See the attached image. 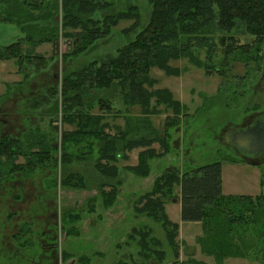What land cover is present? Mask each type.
I'll use <instances>...</instances> for the list:
<instances>
[{"label": "rangeland", "instance_id": "rangeland-1", "mask_svg": "<svg viewBox=\"0 0 264 264\" xmlns=\"http://www.w3.org/2000/svg\"><path fill=\"white\" fill-rule=\"evenodd\" d=\"M122 1L119 0L121 5ZM10 2L0 0V16L10 12ZM137 4L144 21L148 3L139 0ZM57 19L55 23H60L59 14ZM131 23V20L119 21L102 44L97 43L85 55L80 53L66 60L61 54L67 50L69 41L61 36L55 47L50 43L36 47L47 59V65L42 71H33L36 75L31 74L17 86L14 82H5L22 78L17 63L11 59L0 60V140L4 136L18 137L24 152H18L13 164L21 165L28 160L26 156L34 158L33 154L39 155L52 148L48 151L49 158L25 171L9 168L10 161L0 156V264H81L84 258L88 259L87 264H115L119 260L125 264H264V240L256 239L254 224L247 223L249 234H246L239 224L230 220L233 216L228 218L230 213L218 209L210 211L205 222H182L180 202H177L179 183L173 184L169 197L160 196V191L151 195L156 177L174 172L180 178L193 167L219 161L222 194L237 198L228 209L236 210L241 204L249 208L251 203L244 198L250 197L254 205L259 206L258 210L264 211V154L249 159L241 156L234 144L223 141L229 128L244 127L257 115L264 114V45L260 61L245 62L238 58L233 61L229 56L225 67L221 58L223 48H214L217 54L212 63L225 68L224 75L216 71L206 73L202 67L206 48H195L201 66L192 63L187 56L170 59L169 66L177 69L179 75H169L152 67L149 71L152 83L143 84V88L147 91L166 88L185 107H181L180 121L170 124L173 117H169L165 128V117L173 113L172 110L164 112V104L155 105L151 101L150 106L158 113L142 115L139 105L126 102V99H134L135 92L139 98L141 91L125 95L124 99L119 91L108 89L106 95L112 97L120 111L107 113L97 128L106 124L103 132L110 135L125 134L127 130V140L133 134L143 139L140 152L145 150L149 156L159 154L139 171L135 168L137 163H131L133 148L125 151L124 156L119 155L117 160L101 157L99 148L103 142L97 135L60 145L63 132L75 131L77 114L87 113V110H79L80 102H65L60 94L54 96L51 91H45V87L49 83L60 90L61 78L66 72L77 70L89 59L115 51L127 41L120 31ZM21 37L15 25L0 21V45ZM237 39L239 42L253 41L251 36L244 34L237 35ZM222 45L223 42L219 44ZM53 54L57 56L53 58ZM53 79L57 83H53ZM225 85L228 92L217 93L219 88L225 89ZM235 90L243 96L237 99L231 94ZM44 92L50 94V99L38 106L35 100ZM70 104L77 108L70 109ZM88 112L92 116L100 113L97 107ZM71 132L70 136L76 135ZM89 141L95 142L92 152L78 158L79 153L86 151L81 147ZM165 143H168V151ZM120 144L118 139L116 146ZM64 148L67 149L65 158ZM70 153H73L71 160ZM233 159L245 163L236 164L238 162ZM249 161L257 165H250ZM101 170L107 171L106 174H101ZM68 178L72 181L67 180L65 184ZM167 187L163 185L160 189ZM112 188L115 193L106 195ZM105 196H109V204H104ZM160 199L164 201L166 218L177 223L174 229L173 225L168 229L162 227V221L152 212L140 210L147 205L150 211ZM72 227L77 229L76 234ZM133 229L137 232L128 240L126 236ZM142 230L147 231L146 236H139ZM63 250L68 252V257L62 256ZM79 256L83 258L77 263Z\"/></svg>", "mask_w": 264, "mask_h": 264}, {"label": "trees", "instance_id": "trees-1", "mask_svg": "<svg viewBox=\"0 0 264 264\" xmlns=\"http://www.w3.org/2000/svg\"><path fill=\"white\" fill-rule=\"evenodd\" d=\"M138 1L123 0L121 5L119 0H11L10 12L6 11L0 16V21L15 25L22 33V37L18 40L0 45V59L13 60L22 73L21 80L15 86L23 84L31 74L36 75L33 71H42L47 65V59L34 52L35 46L50 43L55 47L61 36L69 41L67 50L61 54V58L66 60V58L76 57L80 53L85 55L90 48L96 47L99 43L102 44L119 21H132L130 25L123 27L120 31V35L126 37L127 41L117 46L115 51L106 52L92 60L89 59L83 66L76 68L77 70L66 72L62 75L60 90L54 84L48 83L45 87V91L46 89L47 92L51 91L54 96L56 93L60 94L65 102H80L79 110H87V113L77 114L75 131L63 132L60 145L65 146L71 140L80 141L89 135H97L102 138L103 142L99 148L100 155L108 160H117L119 155L124 156L125 151L143 145V139L135 138L134 134L129 135L130 139L127 140V130H124L125 134L122 132L118 135H110L103 132L106 124L97 128L98 122L107 113L120 111V108L117 110V106L113 104L112 97L106 95L111 87L119 91L118 94H121L120 96L124 99H126L125 95L141 91L139 98L138 93L135 92L134 99H126V102L139 105L142 115L158 113L154 106H150L151 101L155 105L164 104V112L172 110L173 114L165 117L164 128L167 121L170 120L169 117H173L170 124L178 123L180 121L178 116L183 113L182 110L185 107L173 98L168 89L147 91L143 88V84L151 85L152 79L149 76V71L152 67L162 69L169 75H179V71L172 69L168 63L170 59H176L179 56H187L192 63L201 66L202 63L198 59L195 48H206L207 50L206 59L202 65L207 74L212 71L223 74L225 69L219 66L222 68L220 70L212 63L217 54L214 48H223L221 58L224 67L229 63L226 60L229 56L233 58V61H236L237 58V60L245 62H257L262 59L260 56L263 52L261 48L264 45V0H146L149 7L145 13L144 21L141 20V8L137 4ZM58 14L60 23H55L58 21ZM239 34L250 35L253 41L239 42L237 39ZM100 40L101 42H99ZM222 42L224 45L219 46ZM56 54L52 55L53 58L57 56ZM52 81L57 83L56 79ZM74 91L75 93H73ZM47 92L36 98L35 102L38 106L40 103H48L47 99H50V94ZM223 92H228L226 85L225 89L219 88L217 91L219 94ZM9 94L10 91L7 95ZM231 94L236 95L237 99L243 96L242 93L237 94L236 90L231 91ZM152 98L154 100H151ZM122 102L128 105L125 101L122 100ZM68 107L70 109L77 108L74 104H70ZM94 107H97L100 113L92 116L88 110ZM70 132L76 135L70 136ZM4 137L3 140H0V156L4 155L10 161L9 168L20 171L34 169L36 163L49 158L52 148L41 153L42 155L40 153H38L39 155L33 154L35 159L26 156L28 160L25 163L15 165L13 159L17 154H20L18 152L24 154L21 150L22 143L18 137L12 135ZM124 138L125 140L122 142ZM118 139L121 141L119 147L116 146ZM93 143L95 142L89 141L88 144L82 146L81 149L86 151L79 153L77 157L84 158L89 152H92ZM165 149L169 150L168 143H165ZM66 151L67 149L64 148V158ZM72 155L73 153L69 154L70 160ZM158 156L159 154L146 155L145 150L139 152L135 168L139 171L148 160ZM233 161L236 160L233 159ZM250 163L257 164L253 161ZM221 171V163L213 161L189 169L180 178L174 172L170 175H160L155 178L151 195L160 191V196L169 197L172 194L173 184L179 183L178 198L182 222H205L209 216L208 213L213 209H218L225 214L230 213L228 218L233 216V219L230 220L234 224H239L246 234L248 233L246 230L249 229L247 223L254 224L252 228L255 227L257 230L255 231L256 239L264 240V211L258 210L259 206L254 205V201L250 197L244 198L245 201H250L249 208L241 204L240 208L229 210V205L235 204L234 200L236 201L237 198H229L222 194ZM106 172L100 171L103 175ZM67 180L72 181L68 178L64 180L65 184L68 182ZM163 185L168 186L166 190L160 189ZM80 186L84 187L82 184ZM110 191L106 195L115 193L114 188ZM101 194L104 195L103 192ZM108 197H104V204L110 203ZM258 198L259 196H256L255 200ZM163 202L160 199L156 204L153 203L154 205L149 208L150 211L147 205H143L140 210L152 212L157 220L162 221V227L168 229L173 225L174 229L177 223H171L166 218ZM72 229L73 234H76L77 229L75 227ZM142 231L143 233L139 236H146L147 231ZM71 232L72 230H70ZM135 232L137 229L131 230L126 236L127 239H133ZM62 256L68 257V252L63 250ZM82 258L83 256H79L75 260L79 263ZM160 259L162 258L160 257ZM87 261L84 258L81 264H87ZM125 263L119 260L115 264ZM136 264L147 263L138 262Z\"/></svg>", "mask_w": 264, "mask_h": 264}, {"label": "water", "instance_id": "water-1", "mask_svg": "<svg viewBox=\"0 0 264 264\" xmlns=\"http://www.w3.org/2000/svg\"><path fill=\"white\" fill-rule=\"evenodd\" d=\"M223 141L234 144L243 157L249 159L261 157L264 154V114L256 116L245 129L229 128L223 136Z\"/></svg>", "mask_w": 264, "mask_h": 264}, {"label": "crops", "instance_id": "crops-1", "mask_svg": "<svg viewBox=\"0 0 264 264\" xmlns=\"http://www.w3.org/2000/svg\"><path fill=\"white\" fill-rule=\"evenodd\" d=\"M43 44H45V43H42V44H39V45H37V46H35L34 47V49L36 48V47H38V46H42L43 47ZM41 47V48H42ZM36 51V52H35ZM39 50H38V48H36V50H34V52L35 53H37V54H39V52H38ZM1 60V59H0ZM7 61H9V60H6V61H4V62H7ZM13 63H14V61H13ZM15 65V64H14ZM17 71H18V69H17ZM19 72V71H18ZM21 77H22V75H21ZM21 80V79H20ZM19 80V81H20ZM17 81L18 80H13V81H5V82H14V83H17ZM18 81V82H19ZM140 152V147L139 148H137V147H135V148H133L132 149V152H131V158L133 159L132 161H131V163H133V165H135L136 163H137V157H138V153ZM236 162H238V163H236V164H239V163H245V162H240V161H236ZM250 162V161H249ZM250 165H251V163H249ZM254 165H257V164H254ZM221 174H222V171H221ZM221 191H222V175H221ZM179 201V198L177 197V202ZM182 223V222H181Z\"/></svg>", "mask_w": 264, "mask_h": 264}, {"label": "flooded vegetation", "instance_id": "flooded-vegetation-1", "mask_svg": "<svg viewBox=\"0 0 264 264\" xmlns=\"http://www.w3.org/2000/svg\"><path fill=\"white\" fill-rule=\"evenodd\" d=\"M249 36H250V35H249ZM252 122H253V120H252ZM252 122H251V123H252ZM251 123H250V124H251ZM250 124H248V125H246V126H244V127H242V128H244V129H245V128H246V127H248ZM253 152H256V151H255V150H253Z\"/></svg>", "mask_w": 264, "mask_h": 264}]
</instances>
